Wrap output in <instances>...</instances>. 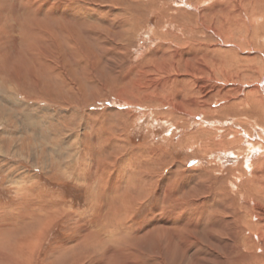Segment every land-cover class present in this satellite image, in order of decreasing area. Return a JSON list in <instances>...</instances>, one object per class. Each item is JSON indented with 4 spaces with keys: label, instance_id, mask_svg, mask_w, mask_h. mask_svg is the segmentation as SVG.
<instances>
[{
    "label": "rangeland",
    "instance_id": "1",
    "mask_svg": "<svg viewBox=\"0 0 264 264\" xmlns=\"http://www.w3.org/2000/svg\"><path fill=\"white\" fill-rule=\"evenodd\" d=\"M262 169L264 0H0V264H257Z\"/></svg>",
    "mask_w": 264,
    "mask_h": 264
},
{
    "label": "bare ground",
    "instance_id": "2",
    "mask_svg": "<svg viewBox=\"0 0 264 264\" xmlns=\"http://www.w3.org/2000/svg\"><path fill=\"white\" fill-rule=\"evenodd\" d=\"M26 1H30V0H26ZM15 4H16V1H14V3H12L11 2V5H13V6H15ZM44 9H46V10H48L49 9V7L48 8H44ZM29 10H31V8H29ZM41 10V8L39 7L38 9H36V11L38 12V11H40ZM55 11H56V9H55ZM54 11V12H55ZM75 11V10H74ZM77 12H75L74 13V15L75 16H78V13L76 14ZM255 14H257V13H254V14H252L251 15V19H254L253 18V16L255 15ZM46 15V17L48 18L47 20H50L51 19V17L53 16V15H51V16H49L50 15V11L48 10V13H46L45 14ZM44 15V16H45ZM85 16V15H84ZM16 17H22L21 16V14H20V12L18 11V9H16L15 10V14H14V20L16 19ZM236 18V20H238L239 19V17L238 16H236L235 17ZM73 20H75V19H73ZM129 22V20L127 21V23ZM225 22V21H224ZM241 22V21H240ZM130 23V22H129ZM20 24V23H19ZM38 24H40V23H38ZM38 24H37V26H38ZM229 24V23H228ZM241 24V23H240ZM244 24V23H243ZM128 25H130V24H128ZM229 25H231V24H229ZM239 25V24H238ZM45 26V25H44ZM236 26V25H235ZM12 27V26H11ZM17 28L19 27V25L18 26H16ZM30 27L32 28V29H34V30H30ZM30 27H29V25H24L23 24V26H22V29H21V38L20 39H22V40H28L29 42H30V44H28L29 45V47L30 48H28L27 50H30V51H32V49L34 48V46H35V41L42 47V51H41V49L38 47V50H37V52L36 53H39V55H40V57H38L37 58V60H38V62H40V64H38V67H39V71H40V69H42V71H44V73L45 72H47L48 73V75H50L51 74V71L53 72L54 71V63L51 65V62L49 63L48 61H47V59H46V56H49V55H51V54H49L50 52H49V49L51 48V42H50V40H49V38L47 37V35L46 34H48L47 32V30L45 29V30H43L42 31V29H38V27L37 28H34V27H32V25H30ZM230 27V26H229ZM239 27V26H238ZM13 28V27H12ZM40 28H42V26L40 27ZM242 28H244V27H242ZM229 29V28H228ZM244 30V29H243ZM13 31V30H12ZM44 33H46V34H44ZM248 33V32H247ZM30 34H33V35H30ZM97 34H99L97 31L95 32V35H97ZM233 34V33H232ZM50 35V34H49ZM230 36V35H229ZM98 37V36H97ZM225 39H227L226 37H225ZM52 40V39H51ZM33 42V43H32ZM53 44V43H52ZM110 45V44H109ZM161 45V44H160ZM18 47V46H17ZM20 48V47H19ZM24 49V48H23ZM25 50V49H24ZM43 52V53H42ZM30 53V60L31 61H33L34 59H33V55H32V53H34V52H29ZM42 53V54H41ZM55 59H56V57H55ZM52 61V60H51ZM25 68H27L26 66H25ZM27 71H30L31 72V70L29 69L28 70V68H27ZM35 71H37V70H34V72H33V74L35 73ZM223 72V71H222ZM55 75V74H54ZM34 76H36V74H34ZM47 76V75H46ZM54 77V76H53ZM52 78V77H51ZM217 78V77H216ZM64 79V78H63ZM47 80V79H46ZM64 81V83H65V79L63 80ZM34 82H36V80L34 81ZM167 82V81H166ZM38 83V82H37ZM28 86V85H27ZM62 86V85H61ZM64 86V85H63ZM64 89V88H63ZM152 93V92H151ZM163 96V95H162ZM160 97V96H159ZM158 100V99H157ZM4 101V100H3ZM159 102V101H158ZM13 103V102H12ZM17 104V103H16ZM82 104V103H81ZM33 105V104H32ZM25 106V105H24ZM13 107V106H12ZM20 107V106H19ZM6 108V107H5ZM5 108H3V109H5ZM9 108V107H8ZM7 108V109H8ZM31 108V107H30ZM6 109V110H7ZM10 109V108H9ZM13 109V108H12ZM27 109V108H26ZM9 111V110H8ZM31 111V110H30ZM37 111V110H36ZM32 112V111H31ZM9 113V112H8ZM33 113V112H32ZM12 115V114H11ZM36 115V114H35ZM37 116H38V114H37ZM4 117H6V116H4ZM29 117V116H28ZM33 118H34V116H33ZM39 119H40V117H38ZM30 120V119H29ZM34 120V119H33ZM25 121H27V123L28 124H31L28 120H26L25 119ZM34 122V121H33ZM38 122V121H37ZM3 129V128H2ZM79 134V133H78ZM190 134V133H189ZM69 136V135H68ZM187 136V135H186ZM191 136V135H190ZM72 138V137H71ZM70 138V139H71ZM68 139V138H67ZM76 143V142H75ZM74 143V144H75ZM107 143V142H106ZM188 143H189V141H188ZM72 144V143H71ZM56 145V144H55ZM84 145V144H83ZM101 146V145H100ZM61 148H62V146H61ZM106 148V147H105ZM56 149V148H55ZM69 150V149H68ZM159 150V149H158ZM62 151V150H61ZM72 151V150H71ZM55 152V151H54ZM62 153V152H61ZM163 153V152H162ZM82 155V154H81ZM70 156V155H69ZM79 157H80V155H79ZM84 157V156H83ZM87 157V156H86ZM66 159V158H65ZM88 159V158H87ZM153 159H154V157H153ZM82 160V159H81ZM81 162V161H80ZM84 162H85V160H84ZM42 163V162H41ZM54 163V162H53ZM83 163V162H82ZM55 164V163H54ZM88 164V163H87ZM69 165V164H68ZM84 165V164H83ZM57 166V165H56ZM52 167V166H51ZM109 167V166H108ZM57 168V167H56ZM69 168V167H68ZM72 168H74V167H72ZM106 166L105 167H102L101 168V170L104 172V173H106L105 171H106ZM249 168H251V167H249ZM260 168V167H259ZM58 169V168H57ZM243 169V168H242ZM51 170V169H50ZM78 170V169H77ZM109 170V169H108ZM263 170V169H262ZM70 171V170H69ZM81 171V170H80ZM92 171V170H91ZM90 171V172H91ZM264 171V170H263ZM76 172V171H75ZM75 172H73V173H75ZM86 172V171H85ZM60 173V172H59ZM72 173V172H71ZM78 173V172H77ZM83 173V172H82ZM52 174V173H51ZM246 174V172H242V175H240V177L239 178H241L242 179V177L244 176ZM75 175V174H74ZM78 175V174H77ZM256 175H259L258 173H256ZM66 176H67V174H66ZM92 176V175H91ZM70 177H72V176H70ZM76 177V176H75ZM97 177V176H96ZM80 179L82 178V177H79ZM89 178V177H88ZM143 179H144V177H142ZM258 178H259V176H258ZM79 179V180H80ZM90 180L92 179V178H89ZM115 179V178H114ZM241 179H239V180H241ZM118 180V179H117ZM120 180V179H119ZM119 180L118 181H116L117 182V184H119L120 182H119ZM27 181V180H26ZM86 181V180H85ZM88 181V180H87ZM93 182H94V180H93ZM93 182L92 181H88L87 182V184L89 183V185H92L93 184ZM113 182V181H112ZM115 182V181H114ZM113 182V183H114ZM134 182V181H133ZM132 182V180H131V178H130V182L128 183V188L131 190L132 189V187H134L135 188V182L133 183ZM259 182V181H258ZM33 183V182H32ZM98 183V182H97ZM249 183V185L251 186V184H250V182H248ZM247 183V184H248ZM257 183V182H256ZM96 184V183H95ZM110 184V183H109ZM116 184V185H117ZM263 184V183H262ZM88 185V186H89ZM113 185V184H112ZM111 185V186H112ZM115 185V184H114ZM238 185V184H237ZM253 185V184H252ZM259 188L256 190V192H257V194L258 193H263L264 194V186H262L261 185V183H259ZM109 186V185H108ZM90 187V186H89ZM115 187V186H114ZM90 188H92V186L90 187ZM137 188V187H136ZM93 189V188H92ZM92 189H90L89 190V194H90V192H91V194H92V192H93V194L94 193H98V192H96V191H94V190H92ZM95 189V188H94ZM104 189V187L102 188V190ZM101 190V191H102ZM130 190H128V194H130ZM106 191V190H105ZM87 192V191H86ZM115 192V191H114ZM117 192V191H116ZM46 194V193H45ZM101 194H104L105 195V193H102L101 192ZM41 196V195H40ZM246 196V195H245ZM255 195H253V193H250V196H248V198H249V200H252L253 198H255L254 197ZM261 196V195H260ZM262 196H264V195H262ZM92 197V196H91ZM128 197H129V195L127 196V197H124L123 198V200H121L120 201V204H119V207L121 208V207H123V208H125V210H127L128 211V207L131 209L132 207H130V204H129V202H128ZM138 197V196H137ZM113 198H114V196H113ZM48 200V199H47ZM264 200V199H263ZM91 201H93V200H91ZM90 201V202H91ZM112 201V200H111ZM259 202V201H258ZM257 202V205L255 206V207H257V208H260L261 207V205L259 204ZM52 203H53V201H52ZM62 203V202H61ZM96 204H98V203H96ZM95 204V205H96ZM263 204V203H262ZM28 205V204H27ZM55 205H57V204H55ZM70 205V204H69ZM99 205V204H98ZM97 205V206H98ZM54 206V205H53ZM53 206L51 207V209L53 208ZM54 207H56L57 208V206H54ZM62 207V206H61ZM120 208H118L116 211H118V212H120L119 210H120ZM254 208V207H253ZM248 209V208H247ZM260 209H262V207L260 208ZM259 209V210H260ZM54 210V209H53ZM43 211L45 212V213H47V212H49V210L47 209V208H45V209H43ZM58 211V210H57ZM85 213V212H84ZM39 213H34V214H32L31 216H35V217H37V215H38ZM262 214V213H261ZM38 216H40V214L38 215ZM248 216V215H247ZM74 218V217H73ZM72 218V219H73ZM253 218H254V216H253ZM256 218H258V217H256ZM38 219V218H37ZM262 218L260 217V219H259V223H260V220H261ZM70 220V219H69ZM179 220V219H178ZM69 222V221H68ZM262 222V221H261ZM87 223V222H86ZM255 223V222H254ZM257 223V222H256ZM177 224V223H176ZM175 224V225H176ZM184 224V223H183ZM248 224H249V230H248V232L250 231V234H253L252 236L251 235H247V237H245L244 239V243L246 244V246H248V247H252L253 246V248L255 247V239L254 238H258L260 241H261V245H259L260 247L261 246H263L264 245V231L263 230H261V229H259L260 227H259V224H258V226H256V229H250V228H253V227H255V226H252V223L251 222H248ZM91 225V224H90ZM179 226V225H178ZM177 226V227H178ZM176 227V228H177ZM47 229V228H46ZM44 233V232H43ZM256 238V239H257ZM44 239V238H43ZM257 239V240H258ZM259 241V242H260ZM22 246V245H21ZM24 247V246H23ZM257 249H255V250H258V249H260V250H262L263 252H264V247H263V249L262 248H259V247H256ZM18 249V248H17ZM17 249H16V253L15 254H17V259H18V261H19V257L20 258H24V259H26L27 260V262H30V260H31V256H30V258L28 257V255L26 254V250H22L21 252H18L17 253ZM251 250V249H250ZM20 251V250H19ZM261 251V252H262ZM255 252V251H254ZM257 252V251H256ZM32 253V252H31ZM34 254V253H33ZM261 255V254H260ZM260 257H255V262L257 263V264H264V256H263V258H260ZM25 261V260H24ZM253 263V262H252ZM255 264V263H254Z\"/></svg>",
    "mask_w": 264,
    "mask_h": 264
},
{
    "label": "snow or ice",
    "instance_id": "3",
    "mask_svg": "<svg viewBox=\"0 0 264 264\" xmlns=\"http://www.w3.org/2000/svg\"><path fill=\"white\" fill-rule=\"evenodd\" d=\"M6 102H10V101H6ZM97 264H98V262H97Z\"/></svg>",
    "mask_w": 264,
    "mask_h": 264
}]
</instances>
